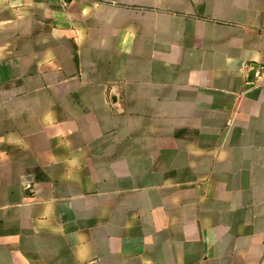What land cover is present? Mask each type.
Masks as SVG:
<instances>
[{"label": "crops", "instance_id": "crops-1", "mask_svg": "<svg viewBox=\"0 0 264 264\" xmlns=\"http://www.w3.org/2000/svg\"><path fill=\"white\" fill-rule=\"evenodd\" d=\"M13 3L0 264H264V0Z\"/></svg>", "mask_w": 264, "mask_h": 264}, {"label": "clouds", "instance_id": "clouds-1", "mask_svg": "<svg viewBox=\"0 0 264 264\" xmlns=\"http://www.w3.org/2000/svg\"><path fill=\"white\" fill-rule=\"evenodd\" d=\"M18 0H14L12 6H15V3ZM0 3H3V0H0ZM8 143L10 145L24 147V141L16 137L14 133H9L7 137L0 136V144ZM68 147H71V141L68 142ZM64 163L68 168H74L79 166V157L72 155L71 158H65ZM71 179V174L68 176ZM73 239L76 241V249L74 255L79 261V264H85L89 258L90 254V245L88 243V236L84 232H77L72 234Z\"/></svg>", "mask_w": 264, "mask_h": 264}, {"label": "water", "instance_id": "water-1", "mask_svg": "<svg viewBox=\"0 0 264 264\" xmlns=\"http://www.w3.org/2000/svg\"><path fill=\"white\" fill-rule=\"evenodd\" d=\"M260 75V65L258 64H252L248 78L250 80H253L255 77Z\"/></svg>", "mask_w": 264, "mask_h": 264}]
</instances>
